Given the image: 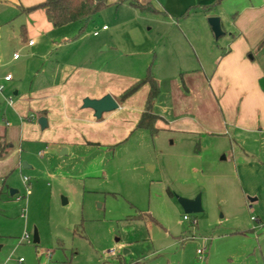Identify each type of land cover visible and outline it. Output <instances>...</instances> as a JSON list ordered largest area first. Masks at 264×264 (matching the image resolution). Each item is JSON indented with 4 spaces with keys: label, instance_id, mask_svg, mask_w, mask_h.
<instances>
[{
    "label": "rangeland",
    "instance_id": "374dc122",
    "mask_svg": "<svg viewBox=\"0 0 264 264\" xmlns=\"http://www.w3.org/2000/svg\"><path fill=\"white\" fill-rule=\"evenodd\" d=\"M9 1L0 0V51L5 54L0 127L20 123L14 105L20 92L14 95L13 87L22 82L21 90L29 89L36 66L41 68L31 61L30 67L13 70L8 62L13 56L9 39L26 46L21 37L24 15ZM140 1L151 2L158 11L110 0L90 19L61 26L57 31L69 38L61 48L47 34L40 45L43 59L74 54L80 65L123 76L117 83L128 89L149 71L155 77V68L174 67L181 54L190 64L176 75L185 79L198 63L189 50L191 41L210 76L228 36L216 39L208 16L191 12L192 0ZM247 2L225 0L216 7L225 28ZM35 41L39 48L41 39ZM25 52V47L17 49L18 56ZM10 70L14 78L5 82ZM146 97L143 85L133 102L119 110L111 124L118 123L120 131L97 132L114 143L84 141L81 129L75 140L61 145L40 139L47 129L38 127L31 130L32 138L21 140L22 162L31 167H16L0 177V264H264V209L250 200L259 193L264 200V190L252 180L262 190L254 193L242 178L252 162L234 144L231 131L184 132L174 129L165 115L156 130L138 127ZM31 116L37 123V114ZM10 189H17L21 198L11 196ZM199 194L203 210L186 213L179 197ZM26 234L30 241L23 239ZM198 248L204 250L202 256Z\"/></svg>",
    "mask_w": 264,
    "mask_h": 264
},
{
    "label": "crops",
    "instance_id": "0c3cea01",
    "mask_svg": "<svg viewBox=\"0 0 264 264\" xmlns=\"http://www.w3.org/2000/svg\"><path fill=\"white\" fill-rule=\"evenodd\" d=\"M41 1L43 0L9 1L17 5L20 13L24 15L21 19L23 23L21 37L26 46H22L18 39L14 38L13 41L9 39L7 47L12 51L13 56L9 57L8 62L12 64L13 70L19 67H30L31 61H38L41 68L36 66L35 75L33 70H30L31 75L35 77L33 81H36L31 82L29 89L22 91L20 86L22 82L13 87L16 89L14 95L20 92V97L14 103L20 123L9 125L6 122V126L0 127L1 142L10 144L4 153H0V177L6 176L16 167H23L21 140L32 138L29 136L30 132L36 127L41 130L47 129L41 134L40 139L61 145H66L68 139L75 140L81 129L86 133L83 136L84 141L99 145L116 142V140L107 142L97 132L112 131V127L120 131L118 123L111 124V122L116 121L119 110L125 109L128 103L133 102L137 94L136 91L126 100L120 101V95L127 89L117 83L118 80H124L123 76L104 69L80 65L76 62L74 54L64 57V54H56L50 60L49 55L43 59L46 56L41 53L40 45L46 43L47 38L44 39V37L47 34L53 38H51L52 44L57 46L56 49L61 48L69 38L63 31H57L61 26H54L43 9L25 10ZM222 1L225 0H192L191 12L203 13L208 17L221 15L217 13L216 7ZM222 27L225 31L223 35L228 36V41L217 55V67L210 76L205 70L206 64L200 59V49L198 51L191 41L188 44L189 50L195 55L198 63L195 64L197 66H194V70L186 73L185 79L176 75V71L188 69L184 67L190 64L185 54H181L180 59L174 62V67L180 66L178 69L181 70H176L172 65L154 69L153 74L160 85V94L155 101L154 112L162 117L165 115L174 129L184 132L212 130L224 133L231 131L234 144L252 162L249 164L251 170H244L242 178L249 180L248 185L255 193L262 190L260 186L256 188L252 180L263 186L264 190V0H248L234 13L230 26L225 28L222 23ZM39 38L41 44L37 48L35 39ZM31 40L34 41L33 44L29 43ZM174 42L175 46L178 43L177 38ZM24 47L27 50L25 56L15 58L17 49ZM50 47L52 49L53 46L50 45ZM4 58L5 54L0 51V63ZM45 59L47 62H44ZM11 71L6 72L5 75L12 73ZM5 75L3 79L5 82H11L14 78L13 76L12 79L6 80ZM39 77L40 79H37ZM144 85L147 86L148 96L150 86ZM107 93L112 94L119 103L115 111L105 112L101 118H97L92 108L83 107L85 97L101 98ZM9 105L12 106L13 102ZM34 113L38 117L37 123L31 122V117H33L31 115ZM42 116L48 121L45 128H42L39 123V118ZM45 148L47 151L50 149L48 145ZM39 153L44 155L45 151ZM62 153H66L64 148ZM3 190L2 185L0 194ZM14 191V194L10 193L11 196L18 193L17 189ZM257 197L250 200L257 203L260 209H264L261 194L259 193Z\"/></svg>",
    "mask_w": 264,
    "mask_h": 264
},
{
    "label": "trees",
    "instance_id": "16d2710c",
    "mask_svg": "<svg viewBox=\"0 0 264 264\" xmlns=\"http://www.w3.org/2000/svg\"><path fill=\"white\" fill-rule=\"evenodd\" d=\"M116 3H128L141 10L158 11L151 3H142L139 0H116ZM109 4L110 0H43L25 8V10L43 9L54 26H62L73 21H86ZM144 84H148L150 89L145 108L137 126L156 130L157 122L164 120V118L154 112V104L160 94V85L159 81L150 71L146 77L138 80L133 86L126 89L119 99L121 101L126 100ZM9 146V143L3 144L0 140V153H4Z\"/></svg>",
    "mask_w": 264,
    "mask_h": 264
},
{
    "label": "water",
    "instance_id": "95a60500",
    "mask_svg": "<svg viewBox=\"0 0 264 264\" xmlns=\"http://www.w3.org/2000/svg\"><path fill=\"white\" fill-rule=\"evenodd\" d=\"M208 22L211 26V29L216 39H218L220 36H222L225 33L219 16L217 15L209 16ZM83 107L92 108L94 110L95 117L101 118L103 113L118 108L119 103L112 94L107 93L101 98L85 97L83 99ZM39 123L42 128L47 127L48 125L47 118L44 116L40 117ZM22 164L24 168L29 166L27 165L26 162H23ZM14 192H15L14 189L10 190L11 194H14ZM179 202L186 213H196L203 210L200 194L194 198L179 197ZM39 240L40 239H39L38 231L37 229H35L33 233V242L37 243L39 242Z\"/></svg>",
    "mask_w": 264,
    "mask_h": 264
},
{
    "label": "built area",
    "instance_id": "2783aa9c",
    "mask_svg": "<svg viewBox=\"0 0 264 264\" xmlns=\"http://www.w3.org/2000/svg\"><path fill=\"white\" fill-rule=\"evenodd\" d=\"M105 28H107V26H103V29H105ZM94 34H98V31H95L94 32ZM33 40H31V41H29V43L30 44H33ZM19 56H18V54H15V58H18ZM5 79L6 80H10V79H12V74L11 73H8L6 76H5ZM0 88L2 89V86H0ZM10 104L12 103V100L10 99ZM23 180H24V182H27L28 181V178L27 177H23ZM27 192H28V187H27ZM21 198V196L19 195L18 196V199H20ZM184 219H189V217L187 216V215H185L184 216ZM23 239H26L27 241H30V236H29V234H26L25 236H24V238ZM197 252H198V254L200 255V256H202V254H203V252H204V250L202 249V248H198L197 249ZM22 260V259H21Z\"/></svg>",
    "mask_w": 264,
    "mask_h": 264
}]
</instances>
